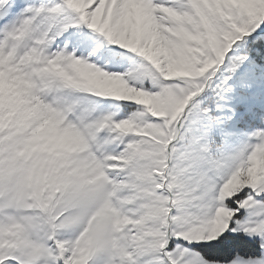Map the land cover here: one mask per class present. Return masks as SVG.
Here are the masks:
<instances>
[{"label":"snow or ice","instance_id":"6c2138e0","mask_svg":"<svg viewBox=\"0 0 264 264\" xmlns=\"http://www.w3.org/2000/svg\"><path fill=\"white\" fill-rule=\"evenodd\" d=\"M0 264H264V0H0Z\"/></svg>","mask_w":264,"mask_h":264}]
</instances>
